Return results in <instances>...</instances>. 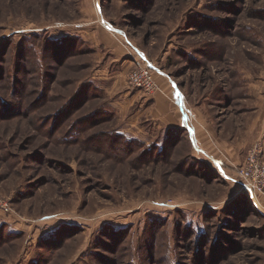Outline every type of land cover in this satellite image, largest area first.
Returning a JSON list of instances; mask_svg holds the SVG:
<instances>
[{
	"label": "rangeland",
	"instance_id": "obj_1",
	"mask_svg": "<svg viewBox=\"0 0 264 264\" xmlns=\"http://www.w3.org/2000/svg\"><path fill=\"white\" fill-rule=\"evenodd\" d=\"M111 32L133 66L119 85ZM126 37L179 85L231 179L174 103L172 129L146 112L172 89L153 69L157 89L130 85L145 63ZM256 145L264 0H0V264H264V197L239 172Z\"/></svg>",
	"mask_w": 264,
	"mask_h": 264
},
{
	"label": "crops",
	"instance_id": "obj_2",
	"mask_svg": "<svg viewBox=\"0 0 264 264\" xmlns=\"http://www.w3.org/2000/svg\"><path fill=\"white\" fill-rule=\"evenodd\" d=\"M111 37H106L104 41L107 42L105 45L103 42H101L100 47H104L103 49L106 52V57L108 59V62L113 63L116 65V67H119L118 70L111 71V74H108V77L113 79L114 85H119L121 81L123 80V77H127L130 69L133 67L131 64L126 66L125 60H123V54H122V48L118 46L117 43L121 41V39L113 34ZM122 41L126 43V45L130 48L133 57L135 59L142 60L145 64H152L150 66L155 73L157 74L156 80L158 84L162 88H167L168 84L172 89L171 94H157V96L154 97V99L150 102L149 107H146V112L151 116V118L157 122H159V126L165 129H172L177 126V121L179 120V128H181L185 134L187 135V138L189 140V143L191 145V148L197 155L203 156L205 159L209 161V163L217 170V172L223 177L224 179H231L227 175L225 171V162L222 158L218 157L216 154L211 153L209 150L206 149V147L203 145L201 138H200V132L199 128L194 121V115L190 112L188 107V101L185 97L184 92L181 90L179 85L174 81L172 78H170L163 69L158 67V60L159 58L151 60V58L148 57V55L140 49L133 41L126 37L122 38ZM121 43V42H120ZM112 45V46H111ZM113 49L112 51L110 48ZM125 56V55H124ZM153 62V63H152ZM134 65V64H133ZM126 67V68H124ZM130 70V71H129ZM165 79L168 81L166 82ZM168 91L167 89H165ZM138 96L136 95L135 99ZM175 104L177 107V112L179 115L178 120L176 119L175 110L172 107V103ZM180 129V130H181ZM233 181V180H232Z\"/></svg>",
	"mask_w": 264,
	"mask_h": 264
},
{
	"label": "built area",
	"instance_id": "obj_3",
	"mask_svg": "<svg viewBox=\"0 0 264 264\" xmlns=\"http://www.w3.org/2000/svg\"><path fill=\"white\" fill-rule=\"evenodd\" d=\"M151 71L152 68H150L147 64H145V67L137 68L129 75L130 85L135 88H143L148 92L154 91L157 87L153 81ZM263 154L264 150L262 145L254 146L243 167L239 171L240 178L244 182L245 189L248 191L253 201L255 196L261 195L264 197ZM0 212L5 214H9L11 212V204L9 201L0 198Z\"/></svg>",
	"mask_w": 264,
	"mask_h": 264
}]
</instances>
